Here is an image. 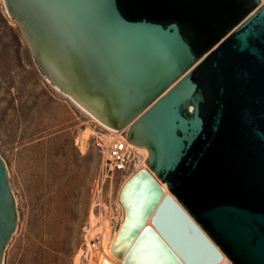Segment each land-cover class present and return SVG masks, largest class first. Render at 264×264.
<instances>
[{
	"label": "water",
	"instance_id": "1",
	"mask_svg": "<svg viewBox=\"0 0 264 264\" xmlns=\"http://www.w3.org/2000/svg\"><path fill=\"white\" fill-rule=\"evenodd\" d=\"M261 1L5 0L46 77L106 125L132 123L168 184L142 169L124 186L125 264H264ZM17 225L0 155V264Z\"/></svg>",
	"mask_w": 264,
	"mask_h": 264
},
{
	"label": "rangeland",
	"instance_id": "2",
	"mask_svg": "<svg viewBox=\"0 0 264 264\" xmlns=\"http://www.w3.org/2000/svg\"><path fill=\"white\" fill-rule=\"evenodd\" d=\"M87 127L105 132L49 81L22 25L0 0V155L18 211L2 264H76L88 249L92 208L114 225L120 219L117 191L129 173L115 172L98 191L107 159L96 133L80 150L77 139Z\"/></svg>",
	"mask_w": 264,
	"mask_h": 264
},
{
	"label": "bare ground",
	"instance_id": "3",
	"mask_svg": "<svg viewBox=\"0 0 264 264\" xmlns=\"http://www.w3.org/2000/svg\"><path fill=\"white\" fill-rule=\"evenodd\" d=\"M264 0L261 1L260 4H263ZM50 81V80H49ZM55 88L63 92L65 95H67L86 115H88L92 122L103 128L105 131L104 133H97L95 129L92 127H87L84 130V133L77 139V145L79 146L80 150L82 152H85L88 148V141L92 134L96 133L98 134V139L102 141L103 145V153L104 158L108 159V147L109 144L115 140V139H122L125 137L124 133H129V129L132 123L126 125L121 130H116L102 121H100L98 118H96L91 112H89L85 107H83L79 102H77L74 98H72L68 93L62 91L57 85H55ZM129 146L133 148L137 153H139L140 161L141 163L136 165V168L128 174L125 179L120 183L119 189L117 191V205L119 209H121V217L119 216V220L116 221L115 225L113 222H111L110 217L108 218L105 214H96L94 209L92 208L89 216V226L87 227V240H88V248L87 252L83 249H81L80 253L78 254V257L76 259V264H125L124 263V256L127 252V250L130 248V246L126 247L125 241H120L118 246L116 247L117 250H121L124 247H126V252L123 256L118 257L115 252L113 251V246L115 241L117 240V237L119 235V232L124 224L125 218H126V212H125V206L121 200V193L126 185V183L140 170L145 169L149 171L152 176L159 182V184L164 188L166 194L171 193L169 190L167 182H162L160 178L155 174V172L148 166L146 163V160L149 157V150L147 148H142L136 145H133L132 143L127 141ZM104 161H106L104 159ZM139 162V161H138ZM13 190V188H12ZM99 191V190H98ZM14 194L15 191L13 190ZM100 192V191H99ZM16 197V194H15ZM100 197V196H99ZM175 199H177L176 196H174ZM17 198V197H16ZM102 201L100 200V203L98 205H101ZM105 204L103 203V206ZM111 207V206H109ZM104 209V208H103ZM107 209V208H106ZM108 210V209H107ZM110 210V208H109ZM106 212V211H105ZM111 212V211H110ZM146 224L150 223V218L147 220ZM87 256V261H83L82 258ZM147 257V256H145ZM224 261L231 263L229 259H226V255L224 257ZM137 264H143L141 258H137Z\"/></svg>",
	"mask_w": 264,
	"mask_h": 264
},
{
	"label": "built area",
	"instance_id": "4",
	"mask_svg": "<svg viewBox=\"0 0 264 264\" xmlns=\"http://www.w3.org/2000/svg\"><path fill=\"white\" fill-rule=\"evenodd\" d=\"M261 5V4H260ZM125 137L122 139L113 140L108 147V173L104 175L102 181L99 180L96 184V188L101 190L104 186L107 178L112 179L115 172L131 173L140 161L139 153H137L128 144V134L124 133ZM96 144L103 150L102 141L97 140Z\"/></svg>",
	"mask_w": 264,
	"mask_h": 264
}]
</instances>
